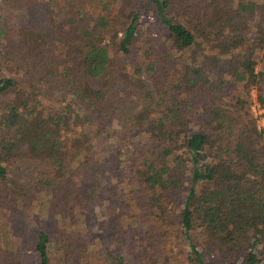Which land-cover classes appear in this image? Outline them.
<instances>
[{
    "label": "trees",
    "instance_id": "obj_1",
    "mask_svg": "<svg viewBox=\"0 0 264 264\" xmlns=\"http://www.w3.org/2000/svg\"><path fill=\"white\" fill-rule=\"evenodd\" d=\"M4 2L25 20L0 18L10 49L0 54V210L32 199L61 220L53 234L37 230L35 264H79L86 240L71 226L87 225L96 205L114 219L101 226L123 248L130 215L134 231L155 240L181 234L183 264H264V126L251 110L253 92L264 109V0ZM149 10L164 31L157 43L142 38ZM228 90L238 92L241 121L221 106ZM50 94L56 108L41 103ZM127 100L136 105L118 138L131 162L109 164L132 187L129 206L125 187L103 184L110 171L100 164L103 142L117 135L107 120ZM26 161L38 173L15 180L12 167ZM115 260L131 264L125 254Z\"/></svg>",
    "mask_w": 264,
    "mask_h": 264
},
{
    "label": "rangeland",
    "instance_id": "obj_2",
    "mask_svg": "<svg viewBox=\"0 0 264 264\" xmlns=\"http://www.w3.org/2000/svg\"><path fill=\"white\" fill-rule=\"evenodd\" d=\"M62 6L63 4H61V2L54 5L52 7L54 13L59 15L60 11H62ZM8 13L11 15L14 23L16 21L19 22V20H25V15L22 10H7L4 0H0V18ZM140 25L143 29L142 38L144 40L147 38L149 39V37L155 39L154 43L162 40L164 31L162 32L160 30L159 22L151 10L141 14ZM57 32L61 33L60 30ZM140 47L143 48V50L146 48L144 43H142ZM143 50H136L135 56L132 55L125 61L129 70H132L136 66V62L141 58L139 55L143 53ZM7 53H10V49L6 41H3L0 43V54ZM3 74L4 76L7 75L5 69ZM41 86H39V89L44 93L45 87L42 84ZM227 92L229 95L221 99V106L228 110L229 114L234 115L238 121H241L242 119L233 113L235 112V108L232 105L233 96L238 92L236 90H228ZM40 98L41 103L46 108H56L55 106L60 105L57 97H54L53 94L44 98L40 96ZM132 102L133 101L128 100L125 102V107H122L121 112L118 114L120 117H113L107 120V126L112 132H117V135L112 134L111 138H107L103 142L104 146L109 149L106 155L107 158L101 157L100 162L106 172L107 170L110 171L111 168L113 169V165L109 164L111 160H116V162H119V160L123 161L122 164L118 165V168L125 167L127 161L131 162L128 157L127 148L124 147V143L119 142L118 137L125 123L124 115H129L134 112L132 106L136 105V103L133 104ZM251 110L254 117L257 118L258 125L263 127L264 109L260 106L259 102H257L255 92L252 93ZM82 159L83 158H80L79 160L81 161ZM39 169L40 166L34 161H26L15 164L10 173L15 180L24 181L29 177L35 176ZM111 172L112 170L109 173V179H106L103 184L107 186L116 185L120 189L125 187L124 192L122 191V195L125 193L127 196V203L129 206L130 200L128 193L130 191H126V189L129 190L132 187L126 184L125 180L111 177ZM101 180L102 179H98L99 184ZM108 196L111 197L109 194ZM38 204L39 202L37 200L27 199L14 208H11L12 205H10L9 209L0 210V213L2 212L0 215V264H35V255L32 254V246H34L37 230L39 228H45L48 232L53 234L52 227L61 223L57 214H50L47 211L42 213ZM91 210L96 216L93 219H89L87 225L85 222L84 224L71 226V230L72 228L77 230L86 240V244L82 247V257L78 262L79 264H117L115 259L121 254H125L127 260L131 264H150L151 260L154 258L157 259L155 260L157 261L156 264H161L165 262V257H168V262L166 264H183L188 245L181 234L177 236L166 235L159 240H155L148 232H135L134 229L138 226L137 220L129 215L121 220V224L122 228L124 227L126 230L130 227L133 233L124 239V241L129 240L130 243L127 244V248H123L121 244L116 243L110 238L111 230L105 226H101V220L104 224L109 225L114 222L113 218L109 219L107 217L109 213L106 211V208L96 205L91 207ZM112 210H116L117 212L118 205H114ZM100 211L103 212V214L107 213L104 217L98 216ZM97 217L100 221H96ZM68 229L70 230V228ZM107 249L113 255V258L108 255Z\"/></svg>",
    "mask_w": 264,
    "mask_h": 264
}]
</instances>
